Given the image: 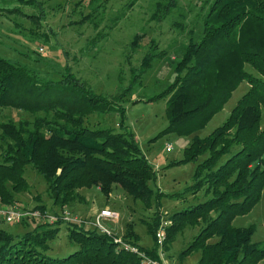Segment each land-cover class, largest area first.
<instances>
[{"label":"trees","instance_id":"obj_1","mask_svg":"<svg viewBox=\"0 0 264 264\" xmlns=\"http://www.w3.org/2000/svg\"><path fill=\"white\" fill-rule=\"evenodd\" d=\"M17 1L35 6L39 13L27 15L19 7H0V11L26 16L41 25L45 17L42 3ZM175 1L166 4L159 16L168 14ZM198 23L200 32L195 35L189 30L184 51L174 62L172 82L150 98L166 97L168 124L163 132L188 135L202 129L242 81L248 89L220 125L202 138L192 136L182 158L172 163L197 162L193 182L185 190L196 192L206 185L204 193L209 197L171 213L164 251L186 226L199 225L179 253L180 260L198 252L197 264H264V239L251 240L254 226L232 223L253 208L264 189V128L260 126L264 110V0H205ZM139 37L134 36L132 43ZM151 47L138 70H133L127 88L110 97L95 92L67 68L57 80H43L26 64L0 56V107L33 115L32 120L22 119L17 124L0 122V203H13L17 193L29 190L24 176L29 164L48 184L54 207L84 200L77 191L81 188L99 186L108 195L112 184H119L147 208H158L162 197H175L151 187L156 172L134 140L122 104L123 95L130 94L155 58L165 56L164 50L152 51ZM92 114H114L117 127H88L84 122ZM35 207L52 211L44 203ZM61 224L40 223L21 234L0 228V264L140 263L137 254L119 247L112 237L73 222L67 223L68 238L77 249L66 256H51L46 253L49 241ZM157 225L156 215L147 224L153 245H137L152 258H157ZM124 237L138 241L130 223Z\"/></svg>","mask_w":264,"mask_h":264},{"label":"rangeland","instance_id":"obj_2","mask_svg":"<svg viewBox=\"0 0 264 264\" xmlns=\"http://www.w3.org/2000/svg\"><path fill=\"white\" fill-rule=\"evenodd\" d=\"M39 1L45 14L41 25L32 23L26 16L11 14L5 9L0 11V56L26 64L40 79L57 80L67 68L95 92L110 97L127 88L151 45V49L159 48L166 53L160 59L155 58L130 94L123 95L122 104L125 107L126 124L156 172V180L150 182L151 187L155 191L176 194L175 197H162L158 208H147L142 201L134 200L119 184H112L108 195L102 193L99 186L90 187L92 191L89 199L94 201L98 209L107 207L118 212L119 218L113 223L117 229L114 232L123 241L137 246V242L124 237L126 224L130 223L138 235V244L151 247L153 239L147 231V224L156 215L159 225L163 219L171 220L170 215L174 211L209 197L204 193L206 185L196 192L185 190L193 182L192 173L197 162L172 163L182 158L183 150L192 136L202 138L208 135L227 118L247 91L248 84L242 81L202 129L188 135L163 132L168 124L166 97L156 100L150 98L172 82L174 62L184 51L189 30H194L195 35L200 32L198 13L205 0H176V5L163 17L159 15L164 13V6L172 0ZM158 3L161 5L160 9ZM0 7H19L27 15L39 13L35 6H23L17 0H0ZM136 35L140 36L139 40L132 43ZM40 47L43 48L42 51ZM247 68L250 69L248 66ZM32 118L33 115L26 111L0 107V122L11 120L17 124L22 119ZM116 119L114 114H92L84 124L88 127H117ZM260 126L264 128V110ZM168 145L171 146L170 150H166ZM205 156L198 157V160ZM24 176L29 190L17 193L15 202L10 204L28 207L44 203L52 211L60 209L53 206L48 184L30 164L25 167ZM77 191L84 196V200L70 203L71 205H66V209L73 216L88 220L97 208L87 213L85 197L88 189L81 188ZM40 223L42 222L24 221L17 224L0 221V228L13 234H21ZM67 223L69 222H62L56 237L49 241L47 254L62 257L77 249V244L68 238ZM233 225H253L255 230L251 240L264 239V189L260 200L247 214L236 217ZM198 230L199 225L186 226L176 235L170 249L164 253L165 264H197L198 252L188 255L184 260H180L178 256ZM259 263L262 264L263 261Z\"/></svg>","mask_w":264,"mask_h":264},{"label":"built area","instance_id":"obj_3","mask_svg":"<svg viewBox=\"0 0 264 264\" xmlns=\"http://www.w3.org/2000/svg\"><path fill=\"white\" fill-rule=\"evenodd\" d=\"M43 50L42 47L39 48ZM171 146H166V150H170ZM119 214L115 210L109 208L97 209L90 219L85 220L78 216H73L65 206L60 207L56 211L49 209H40L34 206L22 207L16 204H4L0 203V221L6 223H22L27 222H42L54 224L57 221L61 222H73L86 226L100 234L112 237L119 247L129 250L137 254L140 258L139 264H165L164 261V242L166 238V228L171 224V220L163 219L159 223L155 231V243L157 245V258H152L145 255L138 249L136 245L129 244L123 241L121 236L116 235L115 230L111 226V222L117 220Z\"/></svg>","mask_w":264,"mask_h":264},{"label":"crops","instance_id":"obj_4","mask_svg":"<svg viewBox=\"0 0 264 264\" xmlns=\"http://www.w3.org/2000/svg\"><path fill=\"white\" fill-rule=\"evenodd\" d=\"M188 143H189V142H188ZM87 189H88V191L86 192V193H87V197H85V198H86V200H85V201H86V202H85V203H86V205H85V209H86V212L89 213V212L92 211L93 208H97V209H98V207H96L94 201H92V200L89 201V199L91 198V194H90V193H91L92 190L90 191L91 188H87ZM88 201H89V202H88ZM87 202H88V204H87ZM65 207L67 208V206H65ZM100 208H101V207H100ZM76 211L79 212V210H76ZM93 211H94V210H93ZM237 217H238V216H237ZM235 218H236V217H235ZM235 218H234V219H235ZM234 219H233V220H234ZM113 223H114V221L111 222V226H112V228L116 231L117 229H115V225H114ZM232 223H233V222H232ZM234 226H235V225H234ZM237 227H242V226H237ZM120 232H122V231H120ZM137 245H139V244H138V241H137ZM139 246H140V245H139ZM198 258H199V255H198ZM259 264H261V263H259ZM262 264H263V263H262Z\"/></svg>","mask_w":264,"mask_h":264}]
</instances>
